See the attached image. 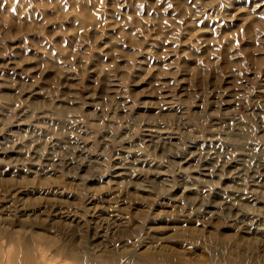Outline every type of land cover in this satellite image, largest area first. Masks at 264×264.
<instances>
[{
    "label": "rangeland",
    "instance_id": "obj_1",
    "mask_svg": "<svg viewBox=\"0 0 264 264\" xmlns=\"http://www.w3.org/2000/svg\"><path fill=\"white\" fill-rule=\"evenodd\" d=\"M137 261L264 264V0H0V264Z\"/></svg>",
    "mask_w": 264,
    "mask_h": 264
},
{
    "label": "bare ground",
    "instance_id": "obj_2",
    "mask_svg": "<svg viewBox=\"0 0 264 264\" xmlns=\"http://www.w3.org/2000/svg\"><path fill=\"white\" fill-rule=\"evenodd\" d=\"M73 256V255H72ZM134 263V262H133ZM99 264H103V263H100ZM135 264H143L141 261H137Z\"/></svg>",
    "mask_w": 264,
    "mask_h": 264
}]
</instances>
